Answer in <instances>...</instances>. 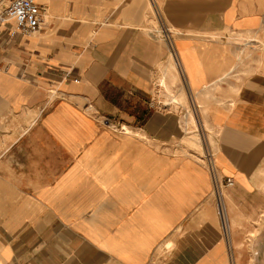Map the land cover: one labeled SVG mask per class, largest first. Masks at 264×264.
I'll list each match as a JSON object with an SVG mask.
<instances>
[{"label":"crops","instance_id":"0c3cea01","mask_svg":"<svg viewBox=\"0 0 264 264\" xmlns=\"http://www.w3.org/2000/svg\"><path fill=\"white\" fill-rule=\"evenodd\" d=\"M38 1L0 27V264H264V0H151L163 35L149 0Z\"/></svg>","mask_w":264,"mask_h":264},{"label":"built area","instance_id":"2783aa9c","mask_svg":"<svg viewBox=\"0 0 264 264\" xmlns=\"http://www.w3.org/2000/svg\"><path fill=\"white\" fill-rule=\"evenodd\" d=\"M4 19H9L13 22V30L7 31L9 38L14 39L21 35H36L44 24L45 9L38 0H10L0 14V23H2ZM207 166L211 172L212 185L215 187L214 192L218 201L220 217L225 218L224 215H222L223 213L220 209L221 203L218 200V191L219 187H221L219 184L223 183L226 186H233V181L229 177L220 180L212 166L210 158L207 159Z\"/></svg>","mask_w":264,"mask_h":264},{"label":"rangeland","instance_id":"374dc122","mask_svg":"<svg viewBox=\"0 0 264 264\" xmlns=\"http://www.w3.org/2000/svg\"><path fill=\"white\" fill-rule=\"evenodd\" d=\"M9 1L10 0H0V14H1V12L3 11V9H4V7L9 3ZM150 1V3H149V6H148V16H149V18H148V21L150 20V24H152L151 26H153L154 28H156V29H158V30H160V33H162V35H163V33H164V30H163V28L161 29V27H160V29H159V25H158V23L160 22L159 21V19H158V16H156V14H154V9H152V4H151V0H149ZM155 15V16H154ZM9 30H13V26H11L10 27V29ZM8 31V30H7ZM6 31V32H7ZM34 36H36V35H34ZM33 36V37H34ZM8 39H11V38H8ZM175 59H176V57H175ZM185 95H186V97H187V94H184L183 93V95H182V97H183V100H185ZM200 111V110H199ZM202 112V115H204L205 113L203 112V111H201ZM187 116H188V118H187V122H189L188 124H187V127H185L186 128V130L185 131H188V132H191L192 130H194V129H196V124H195V120H194V114H193V112H192V109H190V108H188L187 109ZM184 122H185V120H184ZM102 123H105L112 131H114V132H117V133H125V132H128V129H127V127L125 126V125H115L114 123H108V121H107V119H104L103 121H102ZM205 128H207L206 126H205ZM219 177V176H218ZM213 195H214V193H213ZM224 224H225V226H226V219H225V222H224ZM255 234H252V235H250V239H252V237L254 236Z\"/></svg>","mask_w":264,"mask_h":264},{"label":"bare ground","instance_id":"6f19581e","mask_svg":"<svg viewBox=\"0 0 264 264\" xmlns=\"http://www.w3.org/2000/svg\"><path fill=\"white\" fill-rule=\"evenodd\" d=\"M11 26H13V22L11 21V20H9V19H4V21L2 22V23H0V27L1 28H3V29H5L6 31L7 30H9L10 29V27ZM31 36H34V35H30V37ZM208 159H209V157H207ZM219 185H221V184H219ZM213 186V185H212ZM214 186H213V191H212V193H214V196H215V192H214ZM220 189H221V187H219V191H218V194H219V197H218V200L220 201V203H221V207H220V209H221V211H222V215H224V206H223V202L221 201V194H220ZM215 199H216V201H217V198H216V196H215ZM217 207H218V201H217ZM222 219V221H223V223L225 222V218H221Z\"/></svg>","mask_w":264,"mask_h":264}]
</instances>
